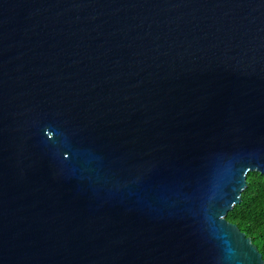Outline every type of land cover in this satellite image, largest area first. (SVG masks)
I'll return each mask as SVG.
<instances>
[{"label":"water","instance_id":"1","mask_svg":"<svg viewBox=\"0 0 264 264\" xmlns=\"http://www.w3.org/2000/svg\"><path fill=\"white\" fill-rule=\"evenodd\" d=\"M252 172L264 0H0V264H264Z\"/></svg>","mask_w":264,"mask_h":264},{"label":"trees","instance_id":"2","mask_svg":"<svg viewBox=\"0 0 264 264\" xmlns=\"http://www.w3.org/2000/svg\"><path fill=\"white\" fill-rule=\"evenodd\" d=\"M227 222L251 239L264 260V177L259 173L246 174V188L240 203L226 214Z\"/></svg>","mask_w":264,"mask_h":264}]
</instances>
